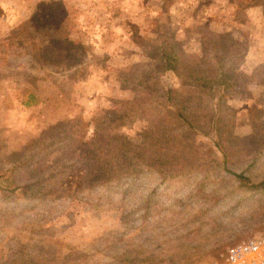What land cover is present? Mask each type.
<instances>
[{
    "label": "rangeland",
    "instance_id": "rangeland-1",
    "mask_svg": "<svg viewBox=\"0 0 264 264\" xmlns=\"http://www.w3.org/2000/svg\"><path fill=\"white\" fill-rule=\"evenodd\" d=\"M263 229L264 0H0V264H219Z\"/></svg>",
    "mask_w": 264,
    "mask_h": 264
},
{
    "label": "trees",
    "instance_id": "trees-1",
    "mask_svg": "<svg viewBox=\"0 0 264 264\" xmlns=\"http://www.w3.org/2000/svg\"><path fill=\"white\" fill-rule=\"evenodd\" d=\"M161 1L163 2V6H164L167 3H169L171 0H161ZM220 38H221L220 41L222 40V38H224L223 41L230 40L226 35H221ZM219 43H221V42H219ZM213 44H215V43H213ZM173 53L172 52L169 53L167 51H162V57H163L162 58V61H163L162 71L163 72H167V71L172 72L177 77H181V76L187 77L188 76L187 79L189 81H191L192 84H195L196 85L195 87H203V88L205 87L208 89V88H211L212 86L217 85V84L218 85H227L228 84L227 73L222 70L221 65L218 68L219 70L215 69V71L209 75V74H207V71L209 72V69L206 68L205 63H204V66L202 68H199V67L194 68V67H191L185 63L181 54L179 56H174ZM219 53H220V51H219ZM215 58H217V61L219 63H222L224 61L222 59V56H218V54H215ZM171 94H172L171 90L164 92V95L166 97L165 99L167 102L173 101L171 98ZM29 99H32L31 96H29ZM176 107L178 108L179 105H176ZM178 111H179V113H177L176 116L179 119H181L183 122H186L188 124L189 120L187 119V117L183 113V111L180 110V108ZM110 123H112V122L110 121ZM82 125L83 124L78 119L77 123L75 124V127L80 128V126H82ZM85 126L87 127L88 124L86 123ZM73 127H74V125L72 126V128ZM96 130H98V129H96ZM76 133H77V130H71V128H69L68 134H66V135L70 136V135H75ZM95 142L96 141H91V142L89 141V143H85V144H93ZM82 144L83 143L80 144V147H82ZM102 146L106 147L103 144H102ZM89 153H91V151L87 152V154H89Z\"/></svg>",
    "mask_w": 264,
    "mask_h": 264
},
{
    "label": "built area",
    "instance_id": "built-area-1",
    "mask_svg": "<svg viewBox=\"0 0 264 264\" xmlns=\"http://www.w3.org/2000/svg\"><path fill=\"white\" fill-rule=\"evenodd\" d=\"M219 264H264V229L228 247Z\"/></svg>",
    "mask_w": 264,
    "mask_h": 264
}]
</instances>
